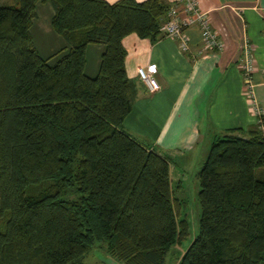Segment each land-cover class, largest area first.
Returning <instances> with one entry per match:
<instances>
[{
    "label": "trees",
    "instance_id": "obj_1",
    "mask_svg": "<svg viewBox=\"0 0 264 264\" xmlns=\"http://www.w3.org/2000/svg\"><path fill=\"white\" fill-rule=\"evenodd\" d=\"M44 2L67 45L55 60L30 34ZM169 7L0 5V264H85L93 248L123 264H164L187 236L170 186L178 150L143 145L122 127L137 88L121 39L162 38ZM91 43L103 46L94 76L84 73ZM258 119L213 134L196 172L197 233L176 264H264V113Z\"/></svg>",
    "mask_w": 264,
    "mask_h": 264
},
{
    "label": "crops",
    "instance_id": "obj_2",
    "mask_svg": "<svg viewBox=\"0 0 264 264\" xmlns=\"http://www.w3.org/2000/svg\"><path fill=\"white\" fill-rule=\"evenodd\" d=\"M105 1L111 3L116 0ZM166 1L172 7L183 0ZM195 2L200 10L206 12L210 26L222 41V49L203 50L195 24L184 29L188 46L184 52L179 48L178 41L171 37L150 42L147 38L129 33L121 39L125 49L124 70L137 88L122 127L143 145L177 149L175 155L183 160L196 150L205 136L212 138L214 133L230 128L246 129L257 122L243 93L237 65L243 39L252 45L254 90L256 100L264 110V73L261 71L264 66V0ZM40 13L44 15L38 26L42 31V42L36 44L32 41L38 53L47 57L67 45L49 26L50 4ZM40 13L36 4L34 19H38ZM179 15L182 16V13ZM102 49L99 43L86 46V75L97 73ZM56 58L57 54L52 60ZM149 63L156 66L154 79L158 85L151 93L136 74V67ZM201 154L203 157V151Z\"/></svg>",
    "mask_w": 264,
    "mask_h": 264
},
{
    "label": "built area",
    "instance_id": "obj_3",
    "mask_svg": "<svg viewBox=\"0 0 264 264\" xmlns=\"http://www.w3.org/2000/svg\"><path fill=\"white\" fill-rule=\"evenodd\" d=\"M179 13H182V16H180ZM167 16L168 18L160 24L159 31L163 37L175 38L178 41L179 48L183 52L188 48L184 29L190 24L198 26L201 47L203 50L218 51L222 49V41L210 26L206 12L198 8L195 0H183L182 3L177 6L169 7ZM237 65L241 73L243 93L248 103V107L256 115V121L258 122V117L264 113V110L256 100L254 90L255 85L252 79V74L255 71V60L252 54V45L246 39H243L240 46ZM261 71L264 73V66ZM155 73L156 66L153 63H149L146 66L136 67V74L149 93L158 88L156 80L154 79Z\"/></svg>",
    "mask_w": 264,
    "mask_h": 264
},
{
    "label": "rangeland",
    "instance_id": "obj_4",
    "mask_svg": "<svg viewBox=\"0 0 264 264\" xmlns=\"http://www.w3.org/2000/svg\"><path fill=\"white\" fill-rule=\"evenodd\" d=\"M15 3L16 0H0V5H15ZM48 5V2L38 3L37 11L40 13V10ZM43 16V13H40L39 18L32 20L30 26V34L32 40L36 44H41L42 42V31L38 26H40L39 23ZM54 54H56V52H54ZM210 140L211 137L207 136L201 139L196 150H194L189 156H186L184 160L178 158L175 154L173 156L175 164L171 170L172 179L170 181V186L174 197L181 200V204L179 205V216L186 219L188 224V234L179 244L171 245L168 248L164 254V264H176L186 246L197 233L200 209L197 200L198 180L196 172L206 155ZM202 151L204 154L203 157L201 154ZM83 262L85 264H123L116 261L114 258L105 255L103 251L99 250V248H93L88 252L84 257Z\"/></svg>",
    "mask_w": 264,
    "mask_h": 264
}]
</instances>
